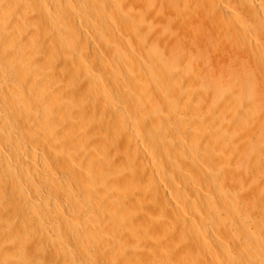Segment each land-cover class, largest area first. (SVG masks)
<instances>
[{"label":"bare ground","instance_id":"bare-ground-1","mask_svg":"<svg viewBox=\"0 0 264 264\" xmlns=\"http://www.w3.org/2000/svg\"><path fill=\"white\" fill-rule=\"evenodd\" d=\"M25 2L0 0V144L7 145L0 175L5 171L21 194L0 197L4 247L20 252L21 241L30 240L33 247L53 241L62 249L64 231L73 230L109 237L116 255L104 246L108 264H264V0H38L48 21H38L39 54L28 69L15 62L14 39L4 40L9 28L19 29L14 13L25 10ZM34 6L28 7L39 13ZM28 39L19 45L30 56L36 47ZM26 81H38L27 94L18 87ZM36 143L47 157L39 158ZM138 155L151 168L138 163ZM17 157L21 164L50 162L76 183L75 191L65 192L55 179L45 194L35 189L37 201L25 197L17 192L24 174L10 166L18 165ZM162 181L174 189L169 201L177 197L194 216L204 213L208 228L233 227L230 241L208 248L206 256L200 237L194 246L172 242L154 250L149 236H163L167 225L151 208ZM8 185L4 193L12 195ZM13 208L30 219L20 236L8 232ZM177 213L194 223L188 212ZM146 238L152 239L147 245ZM138 244H149L141 254L146 260L138 259L141 252L138 260H121L124 249ZM15 260L10 256L6 264H19Z\"/></svg>","mask_w":264,"mask_h":264},{"label":"rangeland","instance_id":"rangeland-1","mask_svg":"<svg viewBox=\"0 0 264 264\" xmlns=\"http://www.w3.org/2000/svg\"><path fill=\"white\" fill-rule=\"evenodd\" d=\"M27 2H25V4L27 5V7H26V5H25V8H23V9H25V10H23V11H21V13H22V15H20L19 13H14V15H15V17H17L18 19H19V29L17 30V29H15V28H9L8 29V33H9V35H7V38H4V40L5 41H7V43L9 44V43H11L10 41H11V39L13 40L12 42L13 43H15L12 47H11V49H12V53H13V55H15L14 57H16V59H15V62H16V64L17 65H19L18 64V62H20L21 61V63H20V65L22 66V67H26L27 69L30 67H32L33 65V63H34V60L37 58V56H38V54H39V52H38V43L40 42L39 40H38V36H36V33H37V35L39 34L38 32H40V31H42V27L39 25L40 23H43V21H41V20H45V19H47V17H48V14H47V12L45 13L44 11H43V9H42V4L40 5V3H42V2H38V0H36V1H34L33 0V2H32V0L29 2L28 0H26ZM32 2V3H31ZM35 3V4H34ZM39 3V4H38ZM32 4H34V5H32ZM6 5V6H5ZM34 6V9H35V7L38 9V8H40L41 10H42V12H43V15H40V9H39V13H36V11H35V14H34V10H33V7H32V9H31V7H28V6ZM3 7H4V10L5 11H7V12H12V9L9 7V5H7V4H3ZM37 9H35V10H37ZM33 10V11H32ZM10 12V13H11ZM20 12V11H19ZM37 12H38V10H37ZM13 13V12H12ZM24 13V14H23ZM20 16H19V15ZM42 14V13H41ZM36 15H39V16H37V17H35ZM19 16V17H18ZM43 16V17H42ZM25 17V18H24ZM21 18H22V20H21ZM30 18H31V20H30ZM40 20V21H39ZM20 21H21V23H23V24H21L20 23ZM40 23H39V22ZM45 21H48V19L47 20H45ZM32 22H35L36 24L34 25V24H31ZM37 22H38V25H37ZM28 24V25H27ZM30 25V26H29ZM34 25V26H33ZM39 26V28L36 30H34V28H36V27H38ZM20 27H23V29L21 30V28ZM34 27V28H33ZM41 27V28H40ZM32 28V29H31ZM12 29H14L15 31H13ZM11 30V31H10ZM19 30H21V32L19 31ZM23 30H25V32L23 31ZM13 31V32H12ZM29 31V32H28ZM34 31H36L35 33H34ZM38 31V32H37ZM15 32H19L18 34L17 33H15ZM33 33V36L34 37H36V38H34L33 36V38L31 37V36H28V35H32V33ZM16 35H15V34ZM21 33V34H20ZM22 33H23V35H22ZM28 35H27V34ZM13 34L15 35V36H13ZM20 34V35H19ZM27 35V37H25L26 35ZM35 34V35H34ZM10 35H12V36H10ZM19 36V37H16V36ZM9 37V38H8ZM10 37H12V38H10ZM14 37V38H13ZM25 37V38H24ZM29 37H31V41H30V38ZM29 38V39H28ZM7 39V40H6ZM22 39H26L25 41L27 42V39L29 40L28 42H30V45H32V47L33 46H35L36 48H34L38 53L36 54V51L34 50V49H32V50H34V52H35V54L34 55H28L29 56V58H28V56L26 55V50L24 51V49H21V47H20V45L23 43V42H25V41H21ZM35 39V40H34ZM18 41V42H17ZM33 41V42H32ZM34 41H35V43H34ZM61 41H62V39H61ZM60 40H59V42H61ZM20 42V43H19ZM57 42V41H56ZM34 45H33V44ZM48 43V42H47ZM18 44V45H17ZM20 44V45H19ZM10 47V46H9ZM14 47H17L18 49H16V48H14ZM15 50H14V49ZM21 51H20V50ZM23 51V52H22ZM20 52V53H19ZM22 52V53H21ZM40 53H42V52H40ZM6 55H4V56H6L7 58H9L10 59V57H11V55H9V53H5ZM19 54V55H18ZM18 55V56H17ZM23 55V56H22ZM36 55V57H34ZM41 55V54H40ZM39 55V56H40ZM27 58H26V57ZM2 57V56H1ZM33 57L35 58V59H33ZM18 59H19V61H18ZM24 59V60H23ZM31 59H33V60H31ZM17 60V61H16ZM29 60H31V61H29ZM27 63V66L25 65V63ZM38 62V61H37ZM22 64H24V65H22ZM30 64V65H29ZM29 65V66H28ZM59 68V67H58ZM10 82H12V81H10ZM38 82V81H37ZM35 83V82H33V83H35V84H38V83ZM33 83H30L29 81H26V83L25 84H17L18 85V87H19V89H21L20 91H23V92H25L26 94L29 92V88L31 87L30 85L32 84L33 85ZM30 84V85H29ZM14 85H16L15 83H14ZM16 85V86H17ZM29 85V86H28ZM25 87V88H24ZM28 88V89H27ZM18 89V90H19ZM93 99H91L90 101L91 102H93L92 101ZM88 102V103H91V102ZM87 102V101H86ZM91 104H93V103H91ZM82 106H83V104H82ZM25 140H27V138H25ZM1 146H0V155L2 156H0V160H2L3 158H5L6 156H5V152H7V145H5V143H2V144H0ZM37 145H38V143H36V147H35V150H36V152H38L39 151V153H37V154H39V158H41V156L40 155H46V157H47V154L46 153H44V151H42L39 147H37ZM5 148V149H4ZM41 150H39V149ZM4 149V150H3ZM6 150V151H5ZM139 156V155H138ZM140 157V158H139ZM139 157H137V159L139 158V160L137 161L138 163H140L141 162V164L144 166V163H146L147 164V162H144V158L142 157V159H141V155L139 156ZM18 158V165L17 164H14L13 162V164L10 162V166H11V169L12 170H15L16 171V173H18V174H20V177L22 178L23 176L25 177H23L24 179H26L25 181H24V179L22 178V181H21V184L19 185L20 186V191H17V192H21V190H22V195H24L25 197H28V198H30V199H33V200H38V197H37V195L38 194H45V192H46V190L48 189L47 187H48V185H50V184H52L51 183V181H53V180H55V179H57V181L59 182H57L56 180V183H58V184H55V186H58L59 184V186H63L62 188H66L64 191L66 192V190H67V192H71V191H75V189L74 188H76V186L74 187V185H76V183L74 182V181H72L71 179H68V178H66V177H64V175H62V173L58 170V169H56L54 166H52L51 164H50V162L49 163H43V161L41 160V159H37L36 161H33V163H31V161H26V163L27 162H29V163H22L21 164V161H19L20 160V157H17ZM141 159V160H140ZM4 160V159H3ZM2 160V161H3ZM41 163V165L42 164H44V165H40V163ZM42 161V162H41ZM49 161V160H48ZM35 162V163H34ZM37 162V163H36ZM32 164H33V166H32ZM47 164H48V166H47ZM145 164V165H146ZM151 164V163H150ZM150 164H147L148 166L150 165ZM17 165V166H16ZM146 165V166H147ZM14 166V167H13ZM25 166V167H24ZM32 166V167H31ZM51 166V167H50ZM40 167H42V168H40ZM45 167V168H44ZM47 167H49V168H51V169H49L48 170V168ZM145 167V166H144ZM26 168V169H25ZM30 168V169H29ZM34 170H33V169ZM35 168H36V170H35ZM40 168V169H39ZM53 168V169H52ZM54 168H55V170H57V171H54ZM146 168V170L148 169V168H151V166H149V167H145ZM42 170H44V171H46V172H44V171H41ZM47 170H48V172H47ZM36 171V172H35ZM52 171H53V173H54V175H53V173H52ZM24 172V173H23ZM27 172V173H26ZM44 172V173H43ZM50 172V173H49ZM45 173H49L48 175L47 174H45ZM5 174V177L7 178H4V175ZM24 174V175H23ZM40 174V175H39ZM84 174H85V172H83L82 171V176H84ZM23 175V176H22ZM30 175V176H29ZM44 175H47V176H44ZM51 175V176H50ZM56 175V176H55ZM2 178H3V180H4V182L8 185V183H9V185L8 186H10L11 184H12V182H11V180L9 179V177L7 176V174H6V172L4 171V173H2L1 175H0ZM39 176V177H38ZM52 176H53V179H52ZM59 176V177H58ZM29 178V180H27L28 178ZM31 177V178H30ZM49 177V178H48ZM56 177V178H55ZM84 177H86V176H84ZM40 178V179H39ZM47 178L48 179H50L51 178V180H47ZM59 178V179H58ZM167 177H163L162 179L166 182L167 180H165ZM32 181H31V180ZM68 179V180H67ZM171 179V178H170ZM70 180H71V183H70ZM27 184V186H26V184L24 183V182ZM31 181V182H30ZM45 181V182H44ZM47 181V182H46ZM50 181V182H49ZM54 181V182H55ZM168 181H170V180H168ZM11 182V183H10ZM29 182V183H28ZM36 182V183H35ZM61 182V183H60ZM69 182V183H68ZM5 183H3V184H0V190H1V192H0V197H1V195H2V197H6V198H13V199H15L16 200V194L18 195H21L20 193H16L15 191V189L14 188H12L13 187V185H11L10 187H9V189L11 190V194H12V192H13V189H14V192H13V194L12 195H7L6 193H4L5 192ZM63 183V184H62ZM67 183V184H66ZM54 184H52V186H50V187H54L53 185ZM66 184V185H65ZM73 184V185H72ZM160 184V186H159V190H157L158 191V193H161L159 196H160V199H159V197H156V199H155V202L152 204V206H151V208H152V211H153V213L155 212V213H157L158 211V214H155V218H157V219H160L161 218V220H162V223L163 222H165V223H163V224H167V225H163V227H165V229L166 230H164V231H166V232H164V235L162 236V234H158L156 231H155V233H154V231H153V234H154V236H153V234L152 235H150L149 237H153L152 239L154 240H156V238H159V236H160V238H159V240L157 239V241H155L154 240V242H156V244L155 243H153L152 242V244H154V245H152V248H154V250H158L159 251V249L162 251V249H163V251L165 250V249H167V248H162V247H168V248H170V247H174L173 246V243L174 242H178V245H179V243L180 244H182V245H184V246H187V247H190V246H194L195 244H196V240H198V239H196V238H198V237H200L199 239H201V240H199V241H201V243L202 242H204V247L202 248V250L203 251H205V252H203L202 254L203 255H205V253L207 252H209L208 254H211V251H213V250H216V249H218V246H221V244L222 243H228L230 240H229V238L231 239V237H232V235H230V234H233V232H234V228L232 227L231 228V226H228V225H226V226H224L223 228L221 227V226H217L216 228H215V226H213V229H211L212 228V226L210 225V223H208L207 221H208V219H207V216H205V214L204 213H200L201 215H199V213H196V214H198L199 215V217H198V215H196V216H194V212H192V211H190L184 204H183V202H182V200L181 199H179V198H177V197H175L176 199L172 202V201H169V200H171L170 199V196H171V194L172 195H174L175 196V194L173 193V191H174V189L172 188V187H168V185H166L165 183H163V181H162V183H159ZM163 184H165V185H163ZM21 185H22V189H21ZM35 185H36V187H35ZM46 185V186H45ZM65 185V186H64ZM162 185V186H161ZM3 186H4V188H3ZM33 186V187H32ZM58 186V187H59ZM68 186H70L69 187V189H68ZM17 186H15V188H16ZM31 187H32V189H31ZM73 189H72V188ZM12 188V189H11ZM19 188V187H18ZM17 188V189H18ZM39 189V190H41V191H39V190H36L37 192V195L35 194V189ZM71 188V189H70ZM30 189V190H29ZM167 189V190H166ZM77 190V189H76ZM161 191V192H160ZM168 192V193H167ZM170 192V193H169ZM4 193V194H3ZM15 194V195H14ZM28 194V195H27ZM165 194H166V196H165ZM169 194V195H168ZM34 195H36V196H34ZM13 196V197H12ZM14 196H15V198H14ZM1 197V198H2ZM167 197V198H166ZM163 198V199H162ZM166 199V201H167V203H166V201H163V200H165ZM168 199V200H167ZM178 199V200H177ZM13 202H14V204H15V201L14 200H12ZM161 201V202H160ZM178 201V202H177ZM172 203V204H170V203ZM180 202V203H179ZM162 203H166V204H162ZM174 203V204H173ZM13 204V205H14ZM175 204H177V205H175ZM179 204V205H178ZM155 205V206H154ZM160 206V208H158V206ZM166 205V206H165ZM183 205V206H182ZM165 207V209H166V207H167V209L165 210V209H163V211H161L162 210V208L163 207ZM169 206V207H168ZM171 206H175V208L174 207H171ZM179 206V208H177ZM11 207H13V206H11ZM15 207V206H14ZM62 208L64 207L65 208V206H61ZM63 208V209H64ZM174 208V209H173ZM184 208V209H183ZM9 209H11L10 207H9ZM16 208H13L11 211H12V216L13 215H15V218L14 217H12L11 216V218L8 220V222L10 223V228H9V231L8 232H10L11 231V233H12V235L14 234V235H19L20 234V231H21V225H23V224H27L28 222H30V219L28 218V217H26V219L28 218V220H26V219H24L23 217H19V216H16L17 215V213H15L16 212V210H15ZM170 209H172V210H170ZM14 210V211H13ZM176 210V211H175ZM178 210H180L181 212H183V214H187L188 215V213L194 218V223H192V222H190L189 220H187L186 218H184V221H183V219L180 217V216H175L174 214L176 213V215H179L177 212H178ZM186 210V211H185ZM166 211H167V213H166ZM172 213H171V212ZM191 213H190V212ZM188 212V213H187ZM13 213H15V214H13ZM163 213H166V214H163ZM174 213V214H173ZM73 214H76V213H73ZM173 214V215H172ZM193 214V215H192ZM204 214V215H203ZM2 215H4V216H2ZM2 215L0 214V218L1 217H5V216H7L6 214H3L2 213ZM158 215H160V216H158ZM170 215V216H169ZM203 215V216H202ZM201 216V217H200ZM8 217H10V216H8ZM17 217V218H16ZM19 217V218H18ZM175 217L177 218L176 220H173V219H175ZM3 218H1V219H3ZM21 218V219H20ZM167 218V219H166ZM171 218V219H170ZM201 218V219H200ZM203 218H205V219H203ZM7 218L5 217L4 218V220H6ZM12 219V220H11ZM18 219V220H17ZM19 219H20V221L21 222H19ZM80 220V218L78 217L77 218V220ZM169 219V221H167ZM196 219L197 220H200V222L199 221H197L196 222ZM78 220V221H79ZM204 220V221H203ZM28 221V222H27ZM174 221V222H173ZM202 221V222H201ZM209 224H207L206 222ZM24 222H26V223H24ZM181 222V223H180ZM196 222V223H195ZM199 222V223H198ZM204 222V223H203ZM14 223L16 224L17 223V226L16 225H14ZM174 223V224H173ZM188 225H187V224ZM203 223V224H202ZM169 224V225H168ZM178 224H180V226L178 225ZM181 224H183V226L184 227H182V225ZM197 224V225H196ZM202 224V225H201ZM176 225H178L179 227H175ZM186 225H187V229H188V227H189V229H188V231L185 229L186 228ZM192 225H196L195 227L194 226H192ZM208 225V226H207ZM211 227V228H208V227ZM14 227V228H13ZM167 227V228H166ZM192 227V228H191ZM228 227V229L226 230V228ZM231 228V230H230V228ZM206 231V229L208 228V230H210V231H204L203 229ZM6 229V228H5ZM183 229V230H182ZM190 229H191V231H190ZM194 229V230H193ZM215 229H218V230H215ZM223 229V230H222ZM225 229V230H224ZM3 230H4V228H3ZM179 230V231H178ZM182 230V231H181ZM187 232H186V231ZM1 231V230H0ZM15 232V233H13V232ZM68 231V232H67ZM73 231V230H72ZM71 230H66V231H64V236L62 235V237L64 238V245L65 246H63L62 247V249L61 248H59V247H61L58 243H56V242H53V241H50V242H45L42 246H36V247H33V245L29 242L30 240H28V241H26V243L25 242H23V241H21L20 243L22 244V245H25L24 246V248L23 249H21L20 250V252H18L17 251V248L15 247V246H11V245H9V246H7V247H9V249L6 251V249H7V247H4V244H3V241L2 240H0V249H1V253H2V256H1V253H0V259H1V262L3 263V264H6V262H8V261H6L7 260V258L8 257H12V258H14V259H16L15 261L17 262V263H19V264H108V260H110L111 261V258L109 259V256L108 255H112L113 254V250H114V248H115V246H114V244L115 243H112V241H111V239L109 238V237H107L106 238V236L103 234V233H101V235H98V236H93V237H91V236H85V234H83L82 233V231L80 232H75V231H73L72 232ZM201 231V232H200ZM229 231V232H228ZM233 231V232H232ZM168 232V233H167ZM180 232V233H179ZM189 232H191V233H189ZM201 234H200V233ZM208 232V233H207ZM218 232V233H217ZM68 233V234H67ZM175 233V234H174ZM183 233V234H182ZM216 235H215V234ZM7 234V230H4V232H3V235H6ZM82 234V235H81ZM156 234V235H155ZM157 234H158V236H157ZM179 234V235H178ZM199 234V236H197ZM206 234V235H205ZM210 234V235H209ZM171 235V236H170ZM204 236V237H202L203 238V241H202V238H201V236ZM208 235V236H207ZM229 235H230V237H229ZM20 236V235H19ZM51 236H55L54 235V233L52 234L51 233ZM82 236H84V237H82ZM155 236H157L156 238H155ZM174 236H176V237H174ZM187 236V237H186ZM56 237V236H55ZM54 237V238H55ZM207 237V238H206ZM214 237V238H213ZM229 237V238H228ZM20 238V237H19ZM18 237L17 238H15L16 239V242H15V244L16 243H18L19 241H20V239H19ZM105 238V239H104ZM172 238V239H171ZM175 238V239H174ZM176 238H177V240H179V241H177L176 240ZM210 238V239H209ZM215 238H217L216 240H217V243H216V241H215ZM218 238H220V239H218ZM74 239H76V240H74ZM78 239V240H77ZM80 239V240H79ZM83 239V240H82ZM107 239H109V240H107ZM123 239L125 240V237L124 238H122V239H120L119 241L121 242V243H119L120 245H122L124 242H122L123 241ZM151 238H149L148 240H147V238H146V244L145 245H147V243H149L151 240H152ZM166 241H165V240ZM190 239V240H189ZM212 239V240H211ZM223 239V240H222ZM227 239V240H226ZM19 240V241H18ZM86 240V241H85ZM93 240V241H92ZM150 240V241H149ZM175 240V241H174ZM195 240V241H194ZM2 241V242H1ZM75 241H78V243L77 242H75ZM118 241V242H119ZM147 241H149V242H147ZM207 241H213L212 243L211 242H209V243H211V244H209ZM218 241H219V243H218ZM223 241V242H222ZM225 241V242H224ZM85 242V243H84ZM159 242V243H158ZM160 242H162V243H160ZM173 242V243H172ZM182 242V243H181ZM185 242V243H184ZM195 242V243H194ZM77 243V244H76ZM111 243H112V249L113 250H111ZM158 243V244H157ZM163 243H165V244H163ZM172 243V244H171ZM198 243V242H197ZM52 244H54V245H52ZM93 244H95L96 246H94ZM139 244H141V246H142V243H139ZM136 245L138 248H140V249H137V247L135 246V247H130V249L128 248V250H126V249H124V255H122V254H120V255H122L121 257V260L122 259H128V258H131V259H134V260H138V259H144V257H145V255L147 254V252L144 254V251H147L149 248L148 247H150L149 246V244H148V247L147 246H145V247H140V245ZM151 244V243H150ZM216 244L218 245V246H216ZM17 245V244H16ZM108 246V247H110V248H108L107 249V251L109 252V254L107 255V254H105L107 251L106 250H104V248L106 247V246ZM165 245V246H164ZM169 245V246H168ZM207 245H208V247H207ZM11 246V247H10ZM54 246H55V248H54ZM79 246V247H78ZM105 246V247H104ZM210 246V247H209ZM216 246V247H215ZM2 247V248H1ZM65 247V248H64ZM214 247V248H213ZM4 248V249H3ZM58 248V249H57ZM68 248H70V249H68ZM92 248V249H91ZM148 248V249H147ZM159 248V249H158ZM208 248H210L211 249V251H210V249H208ZM16 249V250H15ZM54 251H53V250ZM79 249V250H78ZM143 249V251H141ZM145 249V250H144ZM206 249H207V251H206ZM23 250V251H22ZM61 250H63V251H65V252H63V253H61ZM71 250V251H70ZM89 250H91V251H89ZM98 250V251H97ZM103 250V251H102ZM136 250H138L137 251V253H136ZM4 251H5V253H4ZM34 251V252H33ZM56 251V252H55ZM88 251V252H87ZM111 251H113V252H111ZM160 251V252H161ZM19 254H18V253ZM28 252H32L31 253V255H30V253H28ZM44 253V255L45 256H47L46 258H45V256H44V258H43V260H40L39 259V257H41L40 256V254L38 255V253ZM69 252V253H68ZM97 254H96V253ZM102 254H101V253ZM105 252V253H104ZM127 252H128V254H127ZM132 252H135L134 254H132L131 255V253ZM141 252V253H140ZM142 252H143V254H142ZM9 253V254H8ZM14 253V254H13ZM16 253V254H15ZM30 255V256H28L27 257V255L28 254ZM59 253H61V254H59ZM65 253V254H64ZM115 253H116V249H115ZM121 253H122V250H121ZM126 253V254H125ZM138 253H140V255L138 254ZM206 253V255H208ZM6 254V255H5ZM56 256H55V255ZM85 254V255H84ZM101 254V255H100ZM138 254V255H137ZM144 255V257L142 256V255ZM50 255V256H49ZM61 255V256H60ZM105 255H107V256H105ZM116 255V254H115ZM114 254H113V256H115ZM135 255H137V257L139 256V258L137 259V257H136V259H135ZM205 255V256H206ZM5 256H7V257H5ZM33 256V257H32ZM100 256V257H99ZM125 256V257H124ZM127 256V257H126ZM142 256V257H141ZM3 257V258H2ZM26 259H24V258ZM27 257V258H26ZM53 257V258H52ZM54 257H56V258H54ZM83 257V258H82ZM98 257V258H97ZM141 257V258H140ZM147 258H148V256H146ZM85 258V259H84ZM86 258H87V260H86ZM105 258H108V259H105ZM203 258V257H202ZM6 259V260H5ZM52 259V260H51ZM204 259V258H203ZM105 260H107L106 262H105ZM144 260H146V259H144ZM86 261V262H85ZM5 262V263H4ZM85 262V263H84ZM104 262V263H103ZM111 263V262H110Z\"/></svg>","mask_w":264,"mask_h":264}]
</instances>
